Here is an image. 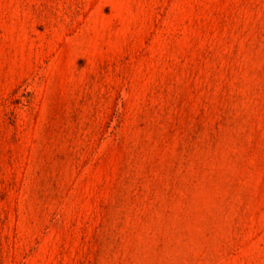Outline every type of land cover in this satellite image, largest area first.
I'll return each mask as SVG.
<instances>
[{"label": "rangeland", "instance_id": "obj_1", "mask_svg": "<svg viewBox=\"0 0 264 264\" xmlns=\"http://www.w3.org/2000/svg\"><path fill=\"white\" fill-rule=\"evenodd\" d=\"M0 264H264V0H0Z\"/></svg>", "mask_w": 264, "mask_h": 264}]
</instances>
